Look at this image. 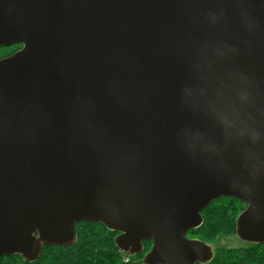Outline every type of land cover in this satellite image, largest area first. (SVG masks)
I'll return each mask as SVG.
<instances>
[{
    "label": "water",
    "instance_id": "obj_1",
    "mask_svg": "<svg viewBox=\"0 0 264 264\" xmlns=\"http://www.w3.org/2000/svg\"><path fill=\"white\" fill-rule=\"evenodd\" d=\"M0 257L115 231L143 264H208L212 202L264 244V0H0Z\"/></svg>",
    "mask_w": 264,
    "mask_h": 264
},
{
    "label": "trees",
    "instance_id": "obj_2",
    "mask_svg": "<svg viewBox=\"0 0 264 264\" xmlns=\"http://www.w3.org/2000/svg\"><path fill=\"white\" fill-rule=\"evenodd\" d=\"M22 45L0 46V59L9 57L20 50ZM216 211L208 214L210 208ZM246 208L238 199L223 197L212 202L203 210V224L189 231L191 238H198L212 247L213 257L209 264H264V244L242 242V246L225 247L220 238L236 236V219ZM77 241L70 246H44L35 262H25L21 256L0 257V264H143L144 255L152 247L145 241L144 252L128 255L115 245L117 232L100 223L80 222L76 225ZM219 243V246H217Z\"/></svg>",
    "mask_w": 264,
    "mask_h": 264
},
{
    "label": "rangeland",
    "instance_id": "obj_3",
    "mask_svg": "<svg viewBox=\"0 0 264 264\" xmlns=\"http://www.w3.org/2000/svg\"><path fill=\"white\" fill-rule=\"evenodd\" d=\"M215 211H216V207L210 208L209 212H208L209 216L211 213H214ZM219 241H220V245H223L225 247H227V246L238 247V246H242V244H243L242 243L243 241H241L237 235L233 238L223 237V238H220ZM217 246H219V243H217ZM142 262H143V260H142Z\"/></svg>",
    "mask_w": 264,
    "mask_h": 264
},
{
    "label": "flooded vegetation",
    "instance_id": "obj_4",
    "mask_svg": "<svg viewBox=\"0 0 264 264\" xmlns=\"http://www.w3.org/2000/svg\"><path fill=\"white\" fill-rule=\"evenodd\" d=\"M189 236V235H188ZM191 238V237H190ZM193 239V238H192ZM195 239H198V238H195ZM209 264V263H208Z\"/></svg>",
    "mask_w": 264,
    "mask_h": 264
}]
</instances>
